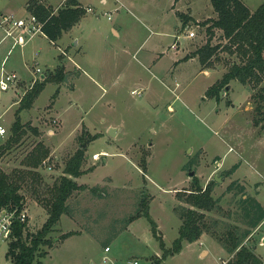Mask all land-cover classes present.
Listing matches in <instances>:
<instances>
[{
  "label": "rangeland",
  "instance_id": "374dc122",
  "mask_svg": "<svg viewBox=\"0 0 264 264\" xmlns=\"http://www.w3.org/2000/svg\"><path fill=\"white\" fill-rule=\"evenodd\" d=\"M59 1L48 0L53 6ZM80 1L87 12L72 41L63 35L50 43L38 35L9 53L13 39L0 43V66L24 80L0 94V124L7 129L0 146L11 137L16 114L24 131L1 152L0 167L22 177L28 233L46 221L43 204L66 161L84 152V172L73 178L83 188L66 201L67 212L47 235L51 243L41 246L42 264H154L163 252L150 221L129 219L144 200L157 234L171 248L181 224L178 210L189 206L179 191H190L193 178L203 188L212 183L211 195L218 199V206L205 212L202 236L208 237H200L204 246L183 242L181 251L161 264H225L232 255L212 234L248 229L249 209L251 216L264 210V101L259 97L264 81L231 80L218 100L207 95L232 62L240 61L222 48L211 67L192 59L209 37L204 23L217 16L210 0ZM27 2L0 0V9L27 16ZM243 2L254 11L264 0ZM180 14L189 18L184 25ZM187 30L194 37L181 36L178 50L171 48ZM211 44L226 45L219 29H213ZM60 53L69 57L66 81L47 83L31 107L21 110L28 85L55 72ZM37 144L49 150L44 160L50 169L42 162L37 168L26 165ZM244 195L248 204L241 201ZM250 230L245 243L264 260L259 244L264 223L258 233ZM9 243L10 238L0 243V264H13L6 257Z\"/></svg>",
  "mask_w": 264,
  "mask_h": 264
},
{
  "label": "trees",
  "instance_id": "16d2710c",
  "mask_svg": "<svg viewBox=\"0 0 264 264\" xmlns=\"http://www.w3.org/2000/svg\"><path fill=\"white\" fill-rule=\"evenodd\" d=\"M210 1L217 16L215 19H211L209 23H204L209 37L204 45L195 50L192 57L197 56L203 67H211L212 57L220 48L229 53H235L240 58L239 62H232L221 80L207 90L208 96L218 100L220 91L224 87L227 89V85L231 80H236L244 85L250 83L258 85L264 81V3L251 11L243 0ZM26 8L42 23V34L53 43H56L64 33L79 23L87 12V9L77 0H64V4L56 10L51 6H46L40 0H28ZM180 17L183 25L189 19L184 14H180ZM213 29H219L222 32L226 45L211 44ZM64 75V68L58 66L55 72L36 80L21 98L19 108L21 110L30 108L47 83L58 84L64 80ZM259 97L261 101H264V91L259 93ZM262 117H264V112H262ZM22 128L23 124L19 115L16 114V119L11 127L12 135L6 140L5 144L0 146V154L3 150L9 148L12 142L18 141V138L24 133ZM48 154L49 150L47 148L42 144H37L31 151L26 165L37 168ZM83 159V150H78L66 161L63 174L56 179L49 189L51 197L44 201L43 205L46 208L48 217L37 232L28 233L26 231L27 220L13 223L9 236V249L6 253V257L11 259L13 264H42L41 259L46 256V251L41 249V246L51 243L47 235L54 229L61 215L67 212L68 205L66 201L74 191L83 188L73 179L83 174L84 171L81 169ZM143 168L145 169L144 166ZM17 174H8L0 167V210L15 206L19 210L23 208L24 196L20 193L22 177ZM211 184L209 182L203 188L193 178L190 191H179L185 194L183 200L181 199L182 196L178 194L180 195L179 199L185 201L189 206L183 205L178 210L181 224L178 229V237L169 249L165 248L161 236L157 234L156 223L148 213V203L144 200L141 201L142 209L131 216L129 221L131 222L141 216L150 221L152 234L159 241V246L163 252L162 258L155 259L154 264H161L167 256L179 253L183 242L192 243L206 232L205 212H211L218 206V199L213 198L211 195ZM241 201L248 204V197L244 195ZM251 210L249 209V213H246L249 216L248 229H227L225 232L212 234V237L221 244L226 252L232 255L225 264H264V260L255 254L253 248L244 243L251 232L250 229L255 228L264 219V210L254 213L253 216L250 215Z\"/></svg>",
  "mask_w": 264,
  "mask_h": 264
},
{
  "label": "built area",
  "instance_id": "2783aa9c",
  "mask_svg": "<svg viewBox=\"0 0 264 264\" xmlns=\"http://www.w3.org/2000/svg\"><path fill=\"white\" fill-rule=\"evenodd\" d=\"M42 23L36 18L35 15L29 13L27 16H18L13 12H3L0 10V30L4 31L3 36L0 39V42L10 37L13 39L12 47L16 44L23 46L25 41L21 38H18L14 35L15 31H23L27 34L29 38L33 37L37 33H42L41 31ZM195 35L193 30H187L185 34L176 36L175 42L171 44V48H178V40L182 37L184 38H193ZM40 69L36 68V72H39ZM37 80L34 79L33 83ZM20 82V78L14 71H7L4 66H0V93L7 91L11 86L16 85ZM7 129L5 126L0 124V136H3L6 133ZM42 165L47 166V160L42 161ZM49 169L50 165L47 166ZM27 220V213L25 209L19 210L17 206L8 207L0 210V243L5 239L10 238L12 225L15 221L25 222ZM261 223H264L262 220ZM105 251H109V247L105 248ZM107 259L104 258V261ZM127 264H138L136 260L128 261Z\"/></svg>",
  "mask_w": 264,
  "mask_h": 264
},
{
  "label": "crops",
  "instance_id": "0c3cea01",
  "mask_svg": "<svg viewBox=\"0 0 264 264\" xmlns=\"http://www.w3.org/2000/svg\"><path fill=\"white\" fill-rule=\"evenodd\" d=\"M42 3H44L46 6H51L53 9H57V8H59V7H61L63 4H64V0H60L55 6H53V4H51L50 2H48V0H40ZM83 7H85L82 3H81V1L80 0H77ZM102 2H107V0H101ZM1 10V9H0ZM2 11V10H1ZM79 24H80V22L79 23H77L75 26H73L68 32H66V33H64L63 35H68L69 37H70V41H72V38H73V30L77 27V26H79ZM111 29H112V31L114 32V33H116V34H118V31L114 28V27H111ZM15 33H16V35H15ZM15 33H14V35L16 36V37H18V38H21V39H23L24 41H25V44L26 43H28L29 41H31V39L32 38H34L35 36H38V35H40L42 38H44V39H46V40H48L47 38H46V36L44 35V34H42V33H37V34H35L33 37H31V38H29L28 36H27V34L26 33H24L23 31H19V30H17V31H15ZM3 36V35H2ZM1 36V37H2ZM1 37H0V39H1ZM6 39V38H5ZM5 39H3L1 42H3ZM49 41V40H48ZM0 42V43H1ZM50 43H53V42H51V41H49ZM24 44V45H25ZM74 44V47H77L78 45H79V41H78V39H76L75 40V42L73 43ZM68 48V47H67ZM66 48V49H67ZM12 49V45H11V47H10V49L8 50V53L10 52V50ZM80 49H81V46H80ZM178 49H176V51H177ZM67 53L69 54V49H67ZM70 56V55H69ZM69 57L67 56V57H63V55L60 53V56H59V59H60V62L58 63V65H57V67L58 66H62L63 68H64V70H65V66H66V63H65V61L64 60H66V61H69V59H68ZM192 59H194V57H192ZM74 66H77L76 64H74ZM56 67V68H57ZM56 70V69H55ZM51 73H53V72H51ZM45 74H43L42 75V78H43V76H44ZM20 83L19 84H21L24 80L22 79V78H20ZM31 86H32V83L31 84H29L28 85V88L30 89L31 88ZM25 92H26V90H25ZM1 94V93H0ZM25 94V93H24ZM262 220H264V219H262ZM262 220L260 221V223L255 227V228H253L254 229V233L253 234H255V233H258L259 232V230H260V228H261V226H262ZM249 235H251V232H250V234ZM203 237H208V236H201V238H203ZM252 237V236H251ZM198 239V240H196V241H194V243H198V244H200L201 246H204V244H205V242L206 241H204V239ZM248 239H249V236H248ZM246 242V240L244 241V243ZM193 243V242H192ZM260 245H262V246H264V235H261V237H260V243H259ZM202 254H206L208 251H207V249H202L201 251H200Z\"/></svg>",
  "mask_w": 264,
  "mask_h": 264
},
{
  "label": "water",
  "instance_id": "95a60500",
  "mask_svg": "<svg viewBox=\"0 0 264 264\" xmlns=\"http://www.w3.org/2000/svg\"><path fill=\"white\" fill-rule=\"evenodd\" d=\"M64 81H66V75H64ZM110 132H111V133H114V132H115V128H114V127H111V128H110ZM82 147H85V144H83ZM193 175H194V171H190V172H189V176H193ZM9 234H10V233H8V235H9Z\"/></svg>",
  "mask_w": 264,
  "mask_h": 264
}]
</instances>
